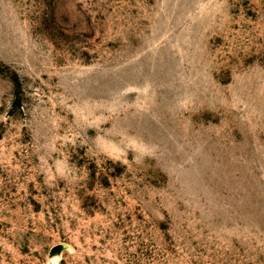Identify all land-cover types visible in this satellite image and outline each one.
<instances>
[{
    "label": "rangeland",
    "instance_id": "obj_1",
    "mask_svg": "<svg viewBox=\"0 0 264 264\" xmlns=\"http://www.w3.org/2000/svg\"><path fill=\"white\" fill-rule=\"evenodd\" d=\"M0 264H264V0H0Z\"/></svg>",
    "mask_w": 264,
    "mask_h": 264
}]
</instances>
